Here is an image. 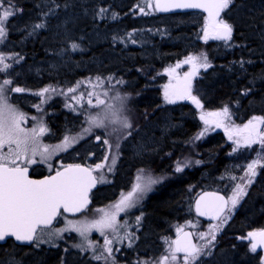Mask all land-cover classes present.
<instances>
[{
  "label": "trees",
  "instance_id": "trees-1",
  "mask_svg": "<svg viewBox=\"0 0 264 264\" xmlns=\"http://www.w3.org/2000/svg\"><path fill=\"white\" fill-rule=\"evenodd\" d=\"M9 3L17 10L7 23L9 50L17 51L22 61L15 68L14 84L22 89H36L49 81L79 86L93 75L112 77L123 105L131 109V135L127 131L119 136L123 140L114 182L94 192L93 206L113 200L117 183L138 169L169 170L198 132L199 112L227 107L237 124L257 115L264 119V0H233L220 17L232 25L231 39L207 41L202 40L204 14L159 15L153 0H5ZM100 9L106 11L101 14ZM42 22L45 27L33 30ZM73 42L79 49H71ZM199 53L207 54L210 67L200 70L192 84L193 96L202 105L197 108L173 95L177 89L168 86L172 78L167 69ZM166 90L175 102L164 101ZM26 93L13 94L12 100L32 110L34 98ZM78 93L82 106L76 110L58 102L50 105V136L61 140L79 135L81 140L59 158L94 167L106 155L107 131L97 127L84 131L89 128L87 118L97 114L90 110V97L79 89ZM230 146L221 131L202 140L197 152L200 165L184 167L145 200L141 234H149L156 242L162 235L173 236L174 227L183 221H200L192 204L198 193L216 189L228 194L225 180L232 187L238 176ZM261 166L224 228L225 240L217 241L211 254L197 264H264L260 252L247 243L251 232L264 229V163ZM45 171L39 164L32 167L31 175L39 177ZM103 188L107 199L100 202ZM13 258L20 264H84L66 243L17 246L8 239L0 244V264H9Z\"/></svg>",
  "mask_w": 264,
  "mask_h": 264
},
{
  "label": "rangeland",
  "instance_id": "rangeland-1",
  "mask_svg": "<svg viewBox=\"0 0 264 264\" xmlns=\"http://www.w3.org/2000/svg\"><path fill=\"white\" fill-rule=\"evenodd\" d=\"M155 0H153V8L155 9ZM13 5V4H12ZM8 5L5 4L3 6H0V13L4 11V8ZM14 6V5H13ZM156 10V9H155ZM13 11L16 13V7H13ZM157 11V10H156ZM12 16V15H11ZM7 17L5 20L3 27L5 29V37L0 40V55H3L6 57L5 63L10 65V67L6 71H0V82L4 80H10L12 81L11 85L7 86V89L5 91V96L8 98V103L12 105L19 113H22L25 117L23 122L21 123V127L25 129L26 132L31 134L33 129L37 130V145L38 150L37 154L32 157L36 162L35 163H29L27 160L21 159L17 161L18 165H29L32 167H35L39 164H43L45 167V173H51V171L58 169L63 165L64 162L63 159H60L62 154H66L75 145L76 142H78L80 139V136L77 134H73L72 136L68 137L71 142L70 146L61 149L56 150L55 146L60 145L65 138H62L61 140H53L50 136L51 130L49 127V112H50V105L56 104L57 102L60 103L61 106L67 107L69 109L76 110L75 108L82 106L81 105V99L82 96L79 91H82V94H87L90 97L91 104L90 110L95 111L96 114L103 115L107 105H114V110L118 112L119 116L121 118L127 117V119L131 122L133 120V114L131 112V109H128L127 105L121 106V101L116 99L117 96L122 97V95L118 94L119 92H116L117 84L115 80H113L112 77H103L99 75H93L90 79L83 80L80 84L77 85V83H74L70 86H62L58 85L52 81L47 82L45 85H40L36 87V89H28L24 87V91L22 92H13L8 89L16 88L19 86L15 83L16 74H15V68L22 62L19 58V54L17 51L9 50L8 45V27L7 23L10 17ZM221 19V18H220ZM223 20V19H221ZM224 21V20H223ZM202 33V40L207 41L210 39H215V34L213 32V27L210 25L209 20L206 18L204 28ZM205 31L208 32L209 38L207 40L204 39ZM202 53L197 54L196 56H200ZM189 56H195V54H189L185 56L180 61H177L173 63V65H169L168 72L171 75V80L168 86L172 87L173 89L179 90L183 83H184V76L185 73L189 70L191 63H186V59ZM202 63L201 61H197L196 69L194 70L195 75H191V85L193 84V81L197 78V75L200 70L204 69V67H199V64ZM99 78V81L98 79ZM74 89V91H69V89ZM44 89H48L47 92L44 91ZM29 90V91H26ZM193 91V87L191 89ZM84 91V92H83ZM26 93L34 98V102L30 104L32 110H27L21 107L18 103L14 102L12 100L13 94H21ZM171 97V94H169ZM99 97L100 99L105 101V105H101L99 107L95 106L96 99ZM164 101H167L164 94ZM222 110L214 111L210 110L209 112L201 111L198 114V119L201 123V126L197 133L194 134V136L188 141V144L186 145V149L181 154H178L176 159L171 162L169 170H166L164 172H158L154 169L143 167L141 169H138L136 173L133 175L132 179L129 182V185L127 188H122L121 190L116 193V197L113 200H110V202H105L99 206H90L87 208V211L84 212L81 215H77L76 217H65L63 222L53 226L51 229L45 230V234L41 235V233L38 231V237H39V246H37V241L35 242L36 247H42L44 245L48 246H54L60 243V239H66V242L73 244L72 246L75 248V250H80L81 252H87V250H90V253L97 254V252H100V254L103 252L104 256H107V260H101V264H109V262L112 259L109 260L108 253L106 251V241H112L110 247L112 248V251L114 250V245L116 243H120L123 238L128 237L130 235V230H128V226L126 225V220L123 219V216L128 214L131 211H137V214H140V212L143 210V205L145 203V200L148 198L150 193L154 192L156 188L166 183V181L170 178H173L175 173H178L176 171L177 162L179 161L181 164H184L185 162L191 161L188 166H199L200 163H195V161H200L197 158V152H198V145L202 140H204L207 136L211 135L212 132L215 131H221L224 133V136H226L227 141L230 143L231 148V155L234 156V160H236L235 166L238 167L237 169V175L236 176V182H233L232 187H230L229 180H225L223 186L226 188V191H228V197H229V206L225 212V215L216 220L213 223H202L198 219H192V221H183L182 223L178 224V226L174 227L173 229V236H161L158 238V242H155V245H153L152 252L155 258H153L150 262L143 263V264H161V258L164 256H169L168 264H183V256L176 253L177 259L173 262L171 261V250L173 249V238L181 232V230L185 228H191L193 229L194 236L197 242L198 248L203 249L202 255L199 257L206 258L211 254L212 248L214 244L217 241L225 240L223 236L224 228L226 227L229 220L232 219L235 211L237 210L239 204L241 203V200L243 197L247 194L248 188L251 186L252 183L256 181V177L259 174V171L261 169V165L264 163V144H261L259 141V138L256 139L255 143L247 144L246 138L249 136V133L251 132V128L248 130H245L244 126L249 124V121H252V124L255 126V132H251L253 136H255L256 132H259L261 134H264V119L260 116H253L250 117L248 120L245 121L243 124H237L236 122L232 121V118L230 114L226 117L224 116H216L213 115L214 113L222 112ZM201 116L204 117V119H201ZM106 133L105 134V140L108 141L107 144H105V149L107 150L106 155L103 159H101L94 167L95 173H97L100 184L107 186L109 182H111L114 178V173L116 171V168L118 167L120 163V157H121V143L123 138H120L119 136H122L125 132L129 131L130 129H123L119 122L112 123L110 121L106 120ZM219 125V126H218ZM43 127L45 131L43 133H39V128ZM203 133V135H200ZM231 135V139L229 136ZM82 136H84L82 134ZM198 137V138H197ZM239 141V143H237ZM117 143H119V148H117ZM43 146H48L50 155L46 154V158L42 159L40 156V151L42 150ZM3 152H7V146H5L4 149H2ZM29 156H31V152H29ZM115 161V162H113ZM253 161H257V164L255 165L254 171L255 175H251V172L248 169V165L253 163ZM97 165H100L98 168ZM171 168V170H170ZM144 170V175L147 176L148 174H151L153 177H164V179L155 185L152 186V189L150 191H147L146 193H136L135 196L142 197L138 200V202L135 204L134 207L128 208L125 211L117 212L115 209V205L121 201L122 196L129 193L134 185L137 182V176L140 174L141 170ZM104 190H101V193L104 194ZM236 198V203L233 205L232 200L233 197ZM103 197V196H102ZM100 197V201L103 200V198ZM135 199V197H134ZM105 213H116V221L118 225H124L123 227H119L118 231H113L112 229H104L101 231L97 228H90L85 236H82L80 232L76 231V227H82V226H88L91 225L93 221L101 220V218L105 215ZM140 217V215H139ZM141 220V219H140ZM73 222L76 227H72V225L69 224V222ZM64 230L56 234V230ZM67 229V230H65ZM141 229V226H140ZM259 231V230H258ZM258 231H254L251 233L257 234ZM127 233V235H126ZM148 233V232H147ZM70 235L69 238L62 237L63 235ZM145 235L142 234V237ZM215 236V239L212 240V237ZM141 237V240H142ZM75 238V239H74ZM74 239V240H73ZM75 241V242H74ZM208 241H211L209 244ZM89 242H91V246H89ZM256 242V239L250 237L248 235L247 237V243L252 246L253 243ZM79 245V246H78ZM171 245V248H170ZM116 249L115 251H117ZM257 250V249H256ZM98 255V254H97ZM198 259V260H199Z\"/></svg>",
  "mask_w": 264,
  "mask_h": 264
},
{
  "label": "snow or ice",
  "instance_id": "snow-or-ice-1",
  "mask_svg": "<svg viewBox=\"0 0 264 264\" xmlns=\"http://www.w3.org/2000/svg\"><path fill=\"white\" fill-rule=\"evenodd\" d=\"M5 0H0V6L4 5ZM233 0H179V2L172 3L170 6H161L159 0H157L156 7L162 11H168L169 7L174 8H191V9H204L208 12L209 19L211 21L213 32L215 38L217 39H231L233 27L229 23L218 19L220 13L227 9ZM152 5L149 4L148 7ZM13 5L8 4L4 8V11L0 13V40H2L6 33L3 24L7 17L15 15L13 11ZM59 7V6H57ZM106 10L100 9V13L103 14ZM143 11V9H141ZM46 13L45 15H48ZM115 18V14L113 15ZM45 23L35 24L33 30L45 27ZM209 38L208 32L205 31L204 39ZM72 50L79 49L78 43H71ZM6 57L0 55V71H6L10 65L6 64ZM199 67H210L208 63L207 54L202 53L200 56H189L186 59V63L193 64L195 68L197 66L196 62L201 61ZM191 75H195L193 72ZM191 75L186 74L185 81L182 87L173 93L176 98L179 99H191L197 107H202L200 101L191 95ZM99 81V78H97ZM12 81L4 80L0 82V241L5 240L6 237H15L17 241L22 242H33L37 241V246H39V237L37 236V231L41 235L45 234V229L51 224L52 220L58 214L59 210L63 208L67 212H79L87 207L88 199L87 192L90 187L94 186V178L90 177L86 180L81 173L86 172V169H81L76 166L73 169L69 166L64 172H57L55 176L48 177L44 180H31L27 176V168H21L17 161L24 159L29 163H35L36 161L32 159L37 154V130L33 129L31 134L25 131L21 127V123L25 119L22 113H19L12 105L8 103V98L5 96V91L8 85H11ZM118 84H122V80L117 81ZM13 92H22L24 89L16 87L8 89ZM45 92L48 89H44ZM69 91H74V89H69ZM165 98L168 101L175 102L170 96L168 91H165ZM116 99L121 101V106H123V98L117 96ZM91 104V100H89ZM105 105V101L97 97L95 106L99 107ZM114 105H107L103 115L99 113L97 115H90L87 119L89 122V128L85 129V132L91 131L92 127L105 128V121H110L112 123H117L121 125L123 129H131L132 124L127 119V117L121 118L117 111L114 110ZM216 116H228V108L225 107L222 112L214 113ZM201 119H204L201 116ZM264 122V121H262ZM219 126V125H218ZM245 130L251 128V132H255V126L252 121L244 126ZM45 129L41 126L39 128V133H43ZM249 133L246 138L247 144H252L256 142L259 138L261 144H264V134L256 132L255 136ZM127 135H131L128 131ZM200 135H203L201 133ZM126 138V137H125ZM198 138V137H197ZM231 139V135L229 136ZM97 140L100 137H96ZM72 141L68 137H65L64 141L55 146L56 150L65 149L70 146ZM105 144L108 143L107 140L104 141ZM239 143V141H237ZM7 146V152H3L2 149ZM117 148H119V143H117ZM31 152V156H29ZM40 156L42 159L46 158V154L50 155L48 146H43L40 151ZM115 162V161H113ZM191 161L181 164L177 162L176 171H183L184 167L188 166ZM195 163H200V161H195ZM257 161L248 165V169L251 175H255V165ZM99 168L100 165H97ZM137 182L132 188V190L126 195L122 196L120 202H118L114 207L117 212L125 211L128 208L134 207L138 200L142 197L135 196L136 193H146L152 189V186L160 183L164 177H153L151 174L147 176L144 175V170L142 169L140 174L137 176ZM135 197V199H134ZM203 199V198H202ZM217 199L223 201V197H218ZM226 203V202H224ZM233 205L236 203L235 196L232 200ZM197 210H200V203H197ZM220 210H223L221 206ZM201 214H206L201 212ZM141 217H137V223ZM72 227H76L73 222H69ZM119 227H124V225H118L116 221V213H105L101 220L93 221L91 225L76 227V231L80 232L82 236H85L86 232L90 228H97L103 231L104 229H112L113 231H118ZM67 230V229H65ZM64 230H56V234ZM127 235V233H126ZM250 237L256 239L258 243L252 244V250L255 251L258 245H264V231L254 234L250 233ZM215 236L212 237V240ZM112 241H106V251L108 256H111L112 248L110 247ZM175 248L171 250V261L177 259L176 253L182 252L183 264H197L199 257L203 253L202 248H198L189 240L187 243H181L179 240L173 242ZM210 244L211 241H208ZM79 246V245H78ZM91 246V242H89ZM171 248V245H170ZM97 260H107L108 257L104 256L103 252L94 257ZM169 256H164L161 258V264H168ZM9 264H20L15 258L9 261Z\"/></svg>",
  "mask_w": 264,
  "mask_h": 264
},
{
  "label": "water",
  "instance_id": "water-1",
  "mask_svg": "<svg viewBox=\"0 0 264 264\" xmlns=\"http://www.w3.org/2000/svg\"><path fill=\"white\" fill-rule=\"evenodd\" d=\"M159 2L161 4V6L163 7V6H170L172 3L179 2V0H159ZM154 3H155V9L157 10V13L159 15L160 14L171 15V13H183V12L197 11V12L204 14L205 18H208L210 25L212 26L211 21L209 19L208 12L204 9L169 7L168 11H162L156 7L157 0H155ZM222 13H223V11L220 13V16L222 15ZM220 16H219V18H220ZM195 69H196V67L194 68L193 64H190V69L188 70V72L186 74L191 75ZM186 74H185V77H186ZM189 100L191 102H193L191 99H189ZM69 166H71L73 169H75L76 166H79V168H81V169H86L87 170L86 172L81 173V175H83L86 180L89 179V174H90L91 178H94V186L90 187L88 192H87V199H88L87 207H89L92 204L91 194L98 189L99 185H98V179L96 178V175L93 173L92 169L87 164L74 163V164L65 165V166H62V168L51 172L50 174H45V175H42L39 177L31 175L32 168L30 166L27 165V166H20V167L21 168H24V167L27 168V176L29 179L38 181V180H44V179L51 177V176H55L58 171L64 172L66 169L69 168ZM218 197H223V201L217 199ZM198 202L200 203V210L199 211L197 210V203ZM224 202H226V203H224ZM228 203L229 202H228L227 195L224 194L222 191H219L216 189H214V190L204 189L200 193H198L192 201L195 214L198 216V218L202 222H206V223H213L216 220L220 219L223 215H225V212L228 208ZM221 206H223L222 211L220 210ZM87 207L84 208L83 210L79 211V212H67L63 208H61L59 210L58 214L52 220L51 224L48 226V228L52 227L53 224L56 223L55 221L57 220V218L60 216L61 213H63V214L65 213L68 216H76L78 214L85 212L87 210ZM201 212H205L206 214L202 215ZM262 231H264V229H261L258 233H260ZM8 239H11L14 242V244L17 246H19V245L31 246V244L34 242V241L33 242L17 241L15 239V237L9 236V237H6L5 240L0 241V244H5L8 241ZM173 240H174V242L179 240L182 244L187 243L190 240L192 244L197 246V242H196V239L194 236V232L190 228H185V229L181 230V232L178 235H176ZM255 243H258V241L256 240ZM174 248H175V244L173 243V249ZM256 249L258 252H260L262 262H264V245H258V247ZM177 253L181 256L184 255V253H182V252H177Z\"/></svg>",
  "mask_w": 264,
  "mask_h": 264
},
{
  "label": "flooded vegetation",
  "instance_id": "flooded-vegetation-1",
  "mask_svg": "<svg viewBox=\"0 0 264 264\" xmlns=\"http://www.w3.org/2000/svg\"><path fill=\"white\" fill-rule=\"evenodd\" d=\"M184 81H185V77H184ZM181 100L183 102L187 101L186 99H184V100L181 99ZM31 108H33V107H31ZM74 163H81V162H74ZM74 163H63V165H69V164H74ZM82 164H87L88 166H90L86 162L82 163ZM94 167H91V168H92L93 173L96 175V178L98 179V185H99L98 189L101 186L106 187V186L100 184L98 175H97V173H95ZM170 170H171V168H170ZM136 171L132 172L131 176L127 177L126 181L122 180L121 182L117 183L118 187L116 188V193H118V191L121 190L122 188L128 187L129 182L132 179L133 175L136 173ZM115 174L116 173H114L113 175L115 176ZM113 182H114V178L111 182H109V184L107 186H109L110 183H113ZM162 185L163 184L159 185L156 188V190H158L159 187H161ZM98 189L96 191H98ZM103 190H104V188H103ZM156 190L154 192H156ZM154 192H152V193H154ZM152 193H150V195ZM93 194H94V192L92 193V195ZM92 195H91V197H92ZM102 196H103L102 201H105L107 199L106 196L103 194H102ZM92 201H93V197H92ZM102 201H100V202H102ZM99 205L100 204H98V206ZM91 206H93V203ZM139 215L141 217V220H139V222L137 223L136 218L139 217ZM65 217L67 218L69 216H67L65 214H60V216L56 220L57 222L55 224H53V226L62 223ZM123 219L126 220V225L128 226V230H130V235L128 237L123 238V240L120 243H116L114 245L115 248L112 251L111 256H109V260L112 258H113V260H111L109 262V264H143V263L150 262L153 258H155V256L153 255V252H152V248H153V245H155L156 241L153 239V237L151 239H149L150 238L149 234H146L144 237H142L140 226L142 227V225L145 221L144 210H142L140 212V214H137V211L136 212L131 211L128 214L124 215ZM53 226L51 228H53ZM51 228H47V229H51ZM47 229H45V230H47ZM124 230H126V228H124ZM62 237L69 238L70 235L65 234ZM141 237H142V240H141ZM35 242L33 243V245L35 244ZM60 243H66L71 248V251H73V253L75 255H80L83 258L84 264H101L100 262L102 259L97 260L94 258L95 256L100 255V252H97L98 255L95 254V252L91 254L90 250H87V252L83 253L80 250H75V248L72 246L73 244L66 242V239H62V238L60 239ZM42 245H44V244H42ZM116 249H118V250L115 251ZM152 261H151V263H152Z\"/></svg>",
  "mask_w": 264,
  "mask_h": 264
}]
</instances>
